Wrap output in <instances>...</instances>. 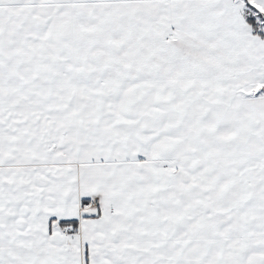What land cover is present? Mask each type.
I'll list each match as a JSON object with an SVG mask.
<instances>
[{
	"label": "snow or ice",
	"instance_id": "obj_1",
	"mask_svg": "<svg viewBox=\"0 0 264 264\" xmlns=\"http://www.w3.org/2000/svg\"><path fill=\"white\" fill-rule=\"evenodd\" d=\"M0 264H264V0H0Z\"/></svg>",
	"mask_w": 264,
	"mask_h": 264
}]
</instances>
